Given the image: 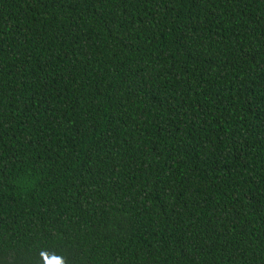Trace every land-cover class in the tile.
<instances>
[{
  "label": "trees",
  "instance_id": "trees-1",
  "mask_svg": "<svg viewBox=\"0 0 264 264\" xmlns=\"http://www.w3.org/2000/svg\"><path fill=\"white\" fill-rule=\"evenodd\" d=\"M264 264V0H0V264Z\"/></svg>",
  "mask_w": 264,
  "mask_h": 264
},
{
  "label": "snow or ice",
  "instance_id": "snow-or-ice-1",
  "mask_svg": "<svg viewBox=\"0 0 264 264\" xmlns=\"http://www.w3.org/2000/svg\"><path fill=\"white\" fill-rule=\"evenodd\" d=\"M53 264H56V262H53Z\"/></svg>",
  "mask_w": 264,
  "mask_h": 264
}]
</instances>
